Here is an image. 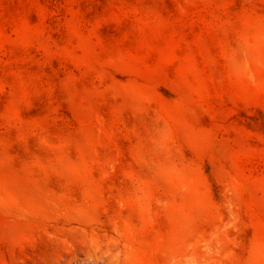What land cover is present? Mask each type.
Listing matches in <instances>:
<instances>
[{
  "label": "rangeland",
  "instance_id": "obj_1",
  "mask_svg": "<svg viewBox=\"0 0 264 264\" xmlns=\"http://www.w3.org/2000/svg\"><path fill=\"white\" fill-rule=\"evenodd\" d=\"M0 264H264V0H0Z\"/></svg>",
  "mask_w": 264,
  "mask_h": 264
}]
</instances>
